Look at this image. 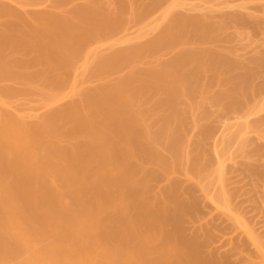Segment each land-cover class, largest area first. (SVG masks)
<instances>
[{
	"label": "bare ground",
	"instance_id": "1",
	"mask_svg": "<svg viewBox=\"0 0 264 264\" xmlns=\"http://www.w3.org/2000/svg\"><path fill=\"white\" fill-rule=\"evenodd\" d=\"M104 1L84 0L83 2L82 0L80 8H84L88 14L99 11L102 13L103 5L108 6ZM117 1L118 10L126 7L127 1ZM228 1L237 2L240 0H227V2L225 1L227 6L229 5ZM241 1V5L240 3V6L238 5L239 8L237 5L235 6L236 10L234 7H227L229 10L232 9V12L226 9L224 16L222 14L218 20L216 19V23L224 24V21L229 19L242 29L239 32L240 28L236 29L235 26L234 33L237 30V33L243 36L245 33V36L247 34L252 37L249 33L254 29L260 30L261 27L264 31V0ZM232 3L231 6H234L235 4L232 5ZM26 5L24 0H0V15L1 13L8 15L3 21L1 18L0 20L3 23L5 21L4 24L12 22L13 25L14 22H17L22 25L21 27L16 25L20 29L17 33H15L16 31L12 33L11 29H4L6 26L0 27V82L2 83L0 84V264H199L188 255V250L192 248L195 258L199 257L196 246L194 247L196 242L193 244L190 242L194 240L183 242L181 238L177 237L178 233L174 232L175 229H172L173 232L171 230L170 221L178 219L179 213L178 216L176 215L177 217L167 216L168 204L163 200L161 202L160 199L159 201L155 199L157 196H154L153 200V195L151 197L150 191L148 193V184L150 183L152 186L150 180L161 176V174L169 175L170 171L165 173L167 166H164L162 162L164 160L157 159L160 155L155 157V153L162 148L155 145L156 141L153 142L150 129L146 126L147 124L145 125L146 122L141 123L142 119L141 121L137 120L138 111L136 105L134 107L130 102L129 92L122 90L123 88L116 83L106 82L108 78H103L105 81L93 83L95 85L92 87L85 85L86 81L83 77L78 79L81 74L87 73L88 76L89 72L92 74V71L94 73L105 70L109 61L106 57L103 59L100 57L99 53L102 51L111 50L110 53L113 55L111 58L120 61L118 53L122 49L124 51L126 46L124 47L123 44L127 40L119 41L120 39H118L117 42L93 46L87 50L83 60L76 63L73 54L78 53L76 51L80 48L78 47L80 43L78 42L77 46L78 40L72 39L76 43L71 41L72 36L76 35L75 30L74 34L70 35L71 38L66 40L65 37L63 38L62 31L60 32L63 36L59 31H55V27L50 29L47 21L44 22L40 18L31 20L26 17L27 15L26 18L11 15L12 13H27L24 9ZM72 5L71 9H73ZM54 7L48 11L50 14L53 13V16L56 13L63 15V13H67L66 10L68 13L71 12L69 6L67 9L63 6V10H57V5ZM109 8V13L112 10L113 13H121L115 7L111 9L112 7L109 6ZM109 8L107 7L108 10ZM242 9L245 11L241 12ZM252 9L256 10L255 15L258 12L263 15L259 18L254 17L250 14ZM246 10H250V12L246 13L248 12ZM45 11L47 12V10ZM105 11L103 7V12ZM43 12L44 9L43 11L41 9L33 11V13L41 14ZM56 15L55 17H57ZM204 16L206 17V15ZM207 20L205 24L202 21L204 26L206 25L205 30L210 19ZM80 23L83 26L82 20ZM58 32L64 42L58 40L60 37L58 34L57 38ZM261 32L262 30H260V34ZM26 47L28 51H33L32 56H29L30 53H28L29 59L23 54ZM7 48L9 50L13 48L18 52L20 48L22 56L18 52L13 53V50L12 54L9 53L8 56H5ZM30 63H33L31 65L33 67L36 63L37 70H30L27 66ZM37 63L40 64L39 69ZM157 68H153V72L156 70L164 80L174 76V70L171 73L167 70L168 67H163V69L161 67L158 70ZM71 71L74 72V77L71 74L72 82L70 81L66 90L61 89V91V84L67 81L66 79L69 77L67 74L68 72L70 74ZM132 72H135V69L130 73ZM84 77L86 78V76ZM59 85L61 86L58 90ZM124 87L126 86L124 85ZM143 87L146 88V84ZM19 91L30 93L29 95H39L38 102L34 100L35 103L32 102V106L35 104L34 108L30 102L28 108L24 109L23 107L22 109L21 104L17 108L15 104L17 101L14 103L12 97H16L17 93L19 96ZM121 91L126 92V95H123ZM39 110L40 112H38ZM41 111H45L44 114L41 115ZM190 120L192 121L191 118ZM193 120L195 122V119ZM184 148L183 146L181 149L179 148L180 151L182 150L181 155L185 152ZM186 152L187 155L188 151ZM178 154L176 155L178 156ZM152 159L156 165L153 166L152 163L153 167L147 168L145 162L149 160V163ZM186 160L188 161L189 158ZM222 167H224L223 161ZM220 169H222L221 164L217 171ZM138 170L142 171L140 172L142 175L137 177L135 173ZM170 170L172 169L170 168ZM217 174H219L218 178L222 184L223 175H220V172ZM204 175L202 173V177ZM194 178L196 179V177ZM218 178L216 176L217 182ZM212 179L215 180V178ZM179 180L171 176L168 178L169 185L172 187H177L176 184ZM200 182H203L202 178ZM141 184L144 190H141ZM153 185L156 186V183ZM145 187L148 188L146 192ZM159 191L163 192L161 189ZM203 193L205 195V192ZM214 199H212L213 203ZM226 201L228 202L227 199ZM217 202L214 204L216 207ZM228 204L223 203L224 207L219 206V209L224 210L225 208V212L227 210L229 214L227 219L230 217V221L235 220L236 223L233 222V225L234 227L239 225L237 230L239 227L242 228L241 233L243 231L246 233H244V238L247 235L248 242L251 241V246L254 245L251 248L263 261L264 240L256 235L255 229L254 231L250 230L251 227H248L245 219L232 213ZM234 210H237L236 206ZM173 211L176 210L173 209ZM239 219L243 221L241 222ZM235 232L234 230V233H231L235 234ZM236 235L238 236L237 233ZM240 235L242 237V234ZM238 238L240 239V236ZM235 244L239 243L236 241L232 247ZM242 255L240 256L242 257ZM245 256L244 261L249 259L247 254ZM250 258L252 259V256ZM236 260L243 261L242 258ZM261 260L259 261L261 262ZM203 262L206 263L205 260ZM203 262L201 261L200 264Z\"/></svg>",
	"mask_w": 264,
	"mask_h": 264
},
{
	"label": "rangeland",
	"instance_id": "2",
	"mask_svg": "<svg viewBox=\"0 0 264 264\" xmlns=\"http://www.w3.org/2000/svg\"><path fill=\"white\" fill-rule=\"evenodd\" d=\"M24 1L27 3L24 7L27 13H12L11 15L22 17L27 15L26 17L31 20L40 18L44 22L47 21L46 23L49 24L50 29L55 27L56 32L62 31L64 36L61 32L60 34L66 40L71 38L75 30L76 35L75 37L74 35L72 36L71 41L72 39L78 40L77 43L75 40L72 41L77 46L78 42L80 43L78 46L80 48L76 51L78 53L73 54V59L76 63L82 61L83 56H86L87 50L93 46L117 42L118 39H120L119 41L127 40L123 44L124 47L126 46L124 51L122 49L118 53L120 54L118 56L120 61L119 59L115 61L114 58H111L113 57L112 53H110L111 50L102 51L99 53L100 57L102 59L106 57L109 62L111 60L110 63L107 61L108 64L105 70L94 73L92 71V74L89 72L88 76L87 73H84L85 75H79L78 79L83 77L86 81L85 85L92 87L96 83L102 82L103 78H108L106 82L116 83L123 88L122 90L129 92L130 102L131 104L133 103L134 107L136 105L138 111V114L136 112L137 116L139 115L137 120L141 121L142 119L141 123L146 122L145 125L147 124L146 126L150 129L149 132L153 142L156 141L155 145H159L160 147H158L162 148V150L159 149L157 151L158 154L157 152L155 153V157L157 158L160 155L157 159L162 158L164 160L160 159L164 166H167L165 173L170 171L169 175L161 174V176H156L150 180L152 186H150V183L148 184V193L150 191L149 195H153V200L154 196H157L155 199L158 201L160 199L161 202L163 200L168 204L167 216L177 217L179 213L178 219L173 220L174 223L170 221V227L171 230L175 229L174 232L178 233L177 237L181 238L183 242H186V240H194L190 242L192 244L196 242L194 247L196 246L199 257L195 258L194 252L190 248L188 250L190 258L193 257L199 264L204 260L207 264H252L253 261H255L254 264L258 262V264H264V260L259 259L257 252L251 248L254 245L251 246V241L248 242L249 238L248 240L246 239L247 235L244 238L245 232L241 233L242 228L239 227L237 230L239 225H235L236 229H234L233 222L235 220H231V224L230 217L227 219V215L229 216L227 210L225 212V208L224 210L219 209V206L224 207L223 203L228 204L229 202L228 205L231 207V212L236 216L238 215L239 218L241 216L245 219L246 221H244L249 225L248 227H251L250 230L254 231L255 229L256 235L261 240H264V31L261 27V35L259 29H254L249 33L252 37H249L247 34L245 36V33L244 36L238 34L237 32L242 30L241 27H237V24L235 25V22L233 23L229 19L224 21L225 25L216 23V19L218 20L222 14L224 16L227 7H234V10H236L235 6H238L242 1H232L234 3L228 1L229 5L227 6V0H156L157 2L155 0H123L124 2L127 1L125 3L126 7L118 10L117 0H103L108 5L106 7L103 5L106 11L103 12L102 7V13L100 11H92L93 13L89 14L84 8H80L82 0ZM222 1L224 2L221 3ZM177 2L178 5H176ZM217 3H219V6L216 5ZM231 3L235 5L231 6ZM56 5L58 7L56 8L57 10H63L64 7L67 9V6L70 7L71 5L73 9L70 7L71 12L68 13V10H66L67 13H63V15H61L62 13L60 15L56 13L57 15L54 14L53 16V13L50 14L48 11L49 9L51 10V7L55 8L54 6ZM109 6L112 7L111 9L115 7L121 13H113V10L109 13ZM34 9H41L42 11L44 9L45 13H33ZM229 11L232 12V9ZM242 11L245 10L242 9ZM89 12L91 11L89 10ZM249 12L250 10L246 13ZM255 13L256 10H253L250 14L257 18L263 15L261 12L256 15ZM259 13L261 14L259 15ZM7 16V13L6 15L1 13L0 18L3 21ZM87 17L88 19L86 20ZM204 19H210L209 21L207 20L208 23L206 22L208 26L206 30V25L204 26L206 20L203 21ZM1 20L0 27L4 28L6 26L4 29H11L12 33L14 31H16L15 33L19 32L20 29L17 27L22 26L20 23L17 24V22H14L13 25L12 22L4 24L5 21L3 23ZM81 20L83 26L80 23ZM235 26L236 29H240L238 31L235 30L236 32L234 33ZM69 31L73 32L70 33ZM59 32L57 33V38ZM60 34V39L58 38V40L64 42ZM77 36L78 38L76 39ZM9 48L11 49V47ZM134 48L135 50L133 51ZM29 49L31 50V48ZM12 50L8 49L5 56H8L9 53L12 54V52H18V50ZM19 50L18 54H21L22 50L20 48ZM24 51L23 54L29 59L33 51H28L27 47L26 49L24 48ZM28 53H30L29 56ZM113 54L115 53L113 52ZM25 55L24 58H26ZM37 64L39 69L40 64ZM31 65L33 63L27 65L30 70H37L35 68L36 63L34 67ZM161 67L162 69L163 67H168L167 70L170 72L174 70V78L171 77L168 80H164L158 75L156 70L153 72V68L158 70ZM134 69L135 72L130 73ZM73 73V71L70 74L68 72L67 81L61 84L62 86L59 85L57 87L58 90L60 86V90L68 88L72 82V76L74 77ZM87 79L89 83H87ZM146 79L147 81H145ZM144 81L146 88L143 87L145 86ZM0 84L2 83L0 82ZM126 92H122L123 95H126ZM131 93L132 95H130ZM29 94L23 91L19 93V96L17 93L16 97H12L14 98V103L17 101L15 103L17 108H19L20 104L22 109L23 107L24 109L25 107L28 108L30 104L32 106V102L37 101L39 98V95ZM34 106L32 107L34 108ZM44 112L41 111V115ZM193 119H195V122ZM182 146L186 148H184L185 152L188 151L187 155V152L181 155L182 150L180 151V149ZM186 156L189 158L188 161ZM148 161L145 162L147 168L156 165L153 159L149 163ZM222 161L224 167H222ZM148 164L150 167L147 166ZM220 164L222 169L217 171ZM171 166L174 167L172 168ZM140 172L142 171L138 170L135 175L137 177L141 176ZM209 172L210 174L208 175ZM219 172L220 175H223L222 184H220V179L218 178L219 174L217 173ZM202 173L203 175L205 174L203 177ZM170 176L180 179L176 184L177 187L169 185L168 178ZM216 176L219 180L218 182ZM201 178L203 182H200ZM212 178H215V180ZM226 178L227 180L225 181ZM155 183L156 186L153 185ZM209 187L212 189H209ZM148 188L145 187V192ZM160 189L163 192L159 191ZM141 190H144L143 187ZM208 190L213 193L210 194ZM209 194L210 199L211 195L212 199L215 197L214 203L212 199H209ZM167 200L170 201L167 202ZM216 202L218 203V208L214 205ZM235 206L236 211L234 210ZM173 209L176 211L174 212ZM173 219L175 218L173 217ZM239 220L243 221L242 219ZM258 226L260 227L259 229ZM239 229L241 230L239 231ZM234 230L238 236L233 234ZM240 234H242V237ZM239 236L241 240L238 238ZM236 241L239 244H235L232 247ZM238 254L239 256L243 254L242 257L240 256L242 260L246 258L245 254H247L252 262L249 259H247L248 262L247 260H236L240 259ZM256 255L258 261L255 258ZM251 256L252 259L250 258Z\"/></svg>",
	"mask_w": 264,
	"mask_h": 264
}]
</instances>
